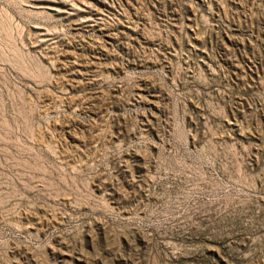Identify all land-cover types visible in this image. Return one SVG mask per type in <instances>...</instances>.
I'll return each instance as SVG.
<instances>
[{
    "label": "rangeland",
    "instance_id": "rangeland-1",
    "mask_svg": "<svg viewBox=\"0 0 264 264\" xmlns=\"http://www.w3.org/2000/svg\"><path fill=\"white\" fill-rule=\"evenodd\" d=\"M0 264H264V0H0Z\"/></svg>",
    "mask_w": 264,
    "mask_h": 264
}]
</instances>
